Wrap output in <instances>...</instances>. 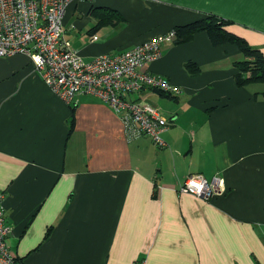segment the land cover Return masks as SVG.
I'll return each instance as SVG.
<instances>
[{
	"label": "crops",
	"instance_id": "obj_1",
	"mask_svg": "<svg viewBox=\"0 0 264 264\" xmlns=\"http://www.w3.org/2000/svg\"><path fill=\"white\" fill-rule=\"evenodd\" d=\"M89 2L125 20L100 25L96 41L89 30L99 19L80 24L88 35L69 34L72 5ZM207 13L264 52V0H75L64 36L89 62ZM208 42L200 34L165 43L147 62L183 88L180 96L129 95L168 109L158 106L171 122L163 147L129 135L89 91L60 95L27 54L0 57V194L14 264H264V87H238L240 54ZM190 60L201 65L195 76ZM215 99L224 104L207 111ZM191 173H219L225 192L205 199L178 190Z\"/></svg>",
	"mask_w": 264,
	"mask_h": 264
},
{
	"label": "built area",
	"instance_id": "obj_2",
	"mask_svg": "<svg viewBox=\"0 0 264 264\" xmlns=\"http://www.w3.org/2000/svg\"><path fill=\"white\" fill-rule=\"evenodd\" d=\"M74 1L0 0V10H4L0 13V57L27 54L40 75L51 82L60 95L69 98L76 90L89 91L121 115L129 135L149 134L157 144H165L162 133L171 122L149 100H133L129 95L153 88L173 95L181 92L180 85L148 71L146 66L159 56L162 42L173 41L175 31L85 62L64 36L66 13ZM98 38L95 35L91 40ZM178 190L205 198L217 191L223 192L225 180L221 175L210 180L203 174H191ZM2 200L0 194V264H14L13 253L5 241L9 227Z\"/></svg>",
	"mask_w": 264,
	"mask_h": 264
},
{
	"label": "trees",
	"instance_id": "obj_3",
	"mask_svg": "<svg viewBox=\"0 0 264 264\" xmlns=\"http://www.w3.org/2000/svg\"><path fill=\"white\" fill-rule=\"evenodd\" d=\"M73 3H75V1ZM91 3L92 2H89L87 13L89 14L92 13L93 15H95L96 18L99 19L98 21L99 24L97 23L98 25H95L91 30H89V33H91L90 36L96 34L92 32L98 30L100 25H106V24L118 25L122 20H125L123 16L120 14V11L117 9L107 5L99 6ZM81 6H82L81 4H74L72 5L71 9H73L75 12L79 10ZM231 22L232 21L217 16L213 13H209V15L203 14L202 17L198 19L196 18L192 22L177 24L174 25L172 28H170L169 30L174 29L175 31V38L170 43L181 44L185 42H190L195 40V38L198 35L202 34L206 37V39L209 41L208 43L212 47L217 49L223 48L226 53L240 54V57L234 59L233 61V65H234L233 79L238 87L246 88L248 85L253 83H264V52L259 47L250 44L248 40L245 39L244 37H241L236 33L229 31L227 29V26ZM155 37L156 36H151V38H149L148 40ZM146 41L147 40L143 41V43ZM138 44L134 45L133 47L137 46ZM120 51H124V50H120ZM186 67L188 69V72L193 76L199 74L202 70L201 65L193 60L187 61ZM171 81L174 82L173 80ZM179 87L181 88V92L178 93L177 95L168 94L157 88L148 89V90L154 92L155 90H159L160 93L163 95H167L169 97H171V95L172 97H178L183 93V88L181 86ZM143 98L149 100V98L146 97ZM221 100L222 99H215L212 105L208 106L207 111L210 112L213 111L215 108L222 106L224 103ZM74 123H75L74 110L73 111L71 110L70 119H69L70 131L73 130Z\"/></svg>",
	"mask_w": 264,
	"mask_h": 264
},
{
	"label": "rangeland",
	"instance_id": "obj_4",
	"mask_svg": "<svg viewBox=\"0 0 264 264\" xmlns=\"http://www.w3.org/2000/svg\"><path fill=\"white\" fill-rule=\"evenodd\" d=\"M89 7V6H88ZM88 7L85 9V8H82L81 10L79 9V10H77V11H75L76 13H75V24H73V25H71V31L69 32V34H74V35H76V34H80V35H88L87 34V29L89 28V27H87V28H80V24L81 23H83V22H85V20H86V18H88L89 20H90V22H93V23H95V20H98L97 18H96V16L95 15H93L92 13H87V9H88ZM208 15H209V13H207ZM215 15H217V14H215ZM217 16H219V15H217ZM200 17H202V15H200L198 18H200ZM197 18V19H198ZM192 21H194V20H191V21H189V22H192ZM86 23H88V22H86ZM174 29H171V30H169V31H167V32H165V34L166 33H169V32H171V31H173ZM164 34V33H163ZM163 34H161V35H158V36H156V37H160V36H162ZM95 35H97V34H94V35H92L91 36V38H93ZM99 37V36H98ZM99 39V38H98ZM160 39V38H159ZM151 40V39H150ZM96 41V40H95ZM147 41H149V40H147ZM143 42H141L140 44H142ZM165 43H170V42H162L161 43V46H160V49H159V56L158 57H160L161 55H162V51H163V45L165 44ZM157 57V58H158ZM258 87H264V83H262V84H260ZM172 96V95H171ZM156 104H158V106H160L162 109H163V111H164V113L165 112H167V108L162 104V103H158L157 101H155V100H153ZM157 106V105H156ZM157 106V107H158ZM157 145H159V146H161V147H163V146H165L166 145V143L165 144H157ZM191 174H202V173H191ZM190 174V175H191ZM204 175V174H203ZM215 175H219V173H217V174H214L213 176H215ZM213 176L210 178V180L213 178ZM188 177V176H187ZM186 177V178H187ZM223 177V176H222ZM224 178V177H223ZM209 179V178H208ZM184 182V181H183ZM180 188V185H179V187H178V189ZM225 190H226V185H225ZM225 190L223 191V192H225ZM216 193H221V192H219V191H217ZM215 193V194H216ZM214 195V194H213ZM212 195V196H213ZM212 196H209V197H205V199H209V198H211ZM204 198V197H203Z\"/></svg>",
	"mask_w": 264,
	"mask_h": 264
},
{
	"label": "water",
	"instance_id": "obj_5",
	"mask_svg": "<svg viewBox=\"0 0 264 264\" xmlns=\"http://www.w3.org/2000/svg\"><path fill=\"white\" fill-rule=\"evenodd\" d=\"M155 92H157V93H160V91H159V90H155Z\"/></svg>",
	"mask_w": 264,
	"mask_h": 264
}]
</instances>
